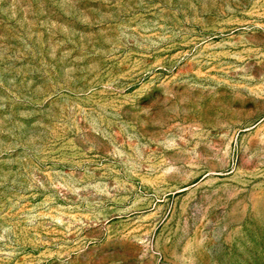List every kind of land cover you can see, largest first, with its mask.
I'll return each instance as SVG.
<instances>
[{"label":"rangeland","instance_id":"1","mask_svg":"<svg viewBox=\"0 0 264 264\" xmlns=\"http://www.w3.org/2000/svg\"><path fill=\"white\" fill-rule=\"evenodd\" d=\"M0 264H264V0H0Z\"/></svg>","mask_w":264,"mask_h":264}]
</instances>
